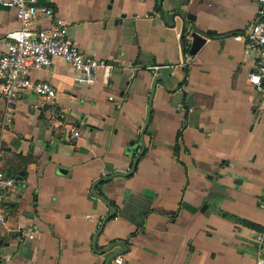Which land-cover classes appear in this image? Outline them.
<instances>
[{
	"label": "crops",
	"instance_id": "0c3cea01",
	"mask_svg": "<svg viewBox=\"0 0 264 264\" xmlns=\"http://www.w3.org/2000/svg\"><path fill=\"white\" fill-rule=\"evenodd\" d=\"M36 4L115 68L91 86L59 58L30 70L56 98L34 110L37 96L23 90L9 126L0 100L1 169L16 181L0 264H255L259 236L264 256V92L248 83L258 54L232 40L254 20L255 0ZM175 11L193 15L207 39L185 63ZM51 24L37 18L31 28ZM18 28L15 11L0 7V56Z\"/></svg>",
	"mask_w": 264,
	"mask_h": 264
},
{
	"label": "built area",
	"instance_id": "2783aa9c",
	"mask_svg": "<svg viewBox=\"0 0 264 264\" xmlns=\"http://www.w3.org/2000/svg\"><path fill=\"white\" fill-rule=\"evenodd\" d=\"M257 11L254 20L244 33L232 36V40L244 41V53L258 54L257 69L248 77L249 85L258 92H264V0H255ZM0 7L12 8L15 11L19 28L5 33L3 38L4 53L0 56V100L4 101L2 127L12 122L13 109L18 103L23 90L33 92L38 100L34 110H43L53 104L57 90L50 83L32 80L30 70H42L51 66L53 59L59 58L69 64L75 71L73 81L76 84L91 86L94 76L100 73L101 83L106 84L115 68L113 62L95 58L84 53L67 35V26L59 18L54 17L51 8L36 4V0H0ZM37 18H50L52 24L47 29L32 30L31 24ZM56 113L55 117L60 118ZM55 118V119H56ZM55 119H51L53 126ZM71 139H77L78 131L70 130ZM4 153L0 149V240L9 235L7 230L5 202L7 194L16 187L13 177L7 176L1 169ZM1 232H4L2 234ZM13 232V231H12ZM27 239L32 240L36 231L26 230ZM258 258L255 264H264L261 237H257ZM1 259V250H0ZM121 264L122 259H115Z\"/></svg>",
	"mask_w": 264,
	"mask_h": 264
},
{
	"label": "water",
	"instance_id": "95a60500",
	"mask_svg": "<svg viewBox=\"0 0 264 264\" xmlns=\"http://www.w3.org/2000/svg\"><path fill=\"white\" fill-rule=\"evenodd\" d=\"M175 17L179 18L181 21V28L179 32V43L181 46V52L183 55V63H185V54L189 56H194L199 49L205 45L207 39L201 34V30H199V27L197 26V23L195 22V17L191 14H180L179 12L175 11L173 13ZM210 32H207L209 34ZM2 82V80H0ZM137 158L134 160L132 171L137 163ZM117 176H126L127 174H116ZM94 194V193H93ZM95 195V194H94ZM98 199H100L102 202H105V200L97 195H95ZM106 203V202H105ZM106 206L110 210L108 219L111 218L114 215V211L106 203ZM104 225V224H103ZM101 226V228L103 227ZM122 249L125 248L123 244L119 245ZM121 254H115L112 256L111 259L120 256Z\"/></svg>",
	"mask_w": 264,
	"mask_h": 264
}]
</instances>
